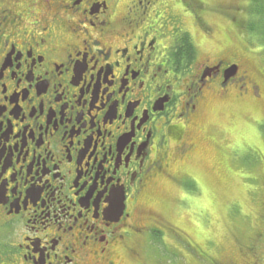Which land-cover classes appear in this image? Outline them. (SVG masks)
<instances>
[{
	"label": "flooded vegetation",
	"instance_id": "flooded-vegetation-1",
	"mask_svg": "<svg viewBox=\"0 0 264 264\" xmlns=\"http://www.w3.org/2000/svg\"><path fill=\"white\" fill-rule=\"evenodd\" d=\"M248 13L204 0H0V264L139 263L163 231L183 239L146 200L164 180L182 194L197 179L186 166L202 141L264 170L263 59L208 48L222 43L210 18L247 25ZM213 101L249 112L254 131L219 145L215 125L202 129ZM260 205L240 258L219 248L216 264H264Z\"/></svg>",
	"mask_w": 264,
	"mask_h": 264
},
{
	"label": "rangeland",
	"instance_id": "rangeland-1",
	"mask_svg": "<svg viewBox=\"0 0 264 264\" xmlns=\"http://www.w3.org/2000/svg\"><path fill=\"white\" fill-rule=\"evenodd\" d=\"M204 1L216 8L235 6L237 3L247 6L251 0ZM209 20L215 25L214 34L217 38L221 37L219 41L222 43H209L208 48L244 55L248 53L252 58L246 57L251 58L256 66L260 65V59H263V64L264 49L253 36L242 31L243 27L240 29L221 19ZM197 35L204 40L201 33ZM248 49L257 53L251 54ZM238 110L231 104L222 106L213 101L202 129L207 131L209 125H215L213 138L217 139L218 136L219 145L223 144L221 138L228 135L227 131L240 142V138L251 134L256 125L249 118V112ZM195 133L198 137L208 139L199 130ZM214 143L202 141V151L189 161L186 170L197 179L186 178L181 184L182 194L175 183L164 180L154 191L153 197L145 199L149 208L162 213L166 219L174 221L176 226H183L187 236L181 239L168 234L169 231H163V237L156 241L155 246L143 250V262L138 263L135 253H124L125 264H216L219 248L223 249L227 257L240 258L237 238H243L242 232L249 229L244 224L246 216L252 215L254 218L259 205H262L261 209L263 207L261 179L264 170L254 165L259 164V160L252 154H233L231 160ZM176 196L181 202H178L180 199L176 200Z\"/></svg>",
	"mask_w": 264,
	"mask_h": 264
},
{
	"label": "trees",
	"instance_id": "trees-1",
	"mask_svg": "<svg viewBox=\"0 0 264 264\" xmlns=\"http://www.w3.org/2000/svg\"><path fill=\"white\" fill-rule=\"evenodd\" d=\"M258 3H260V5ZM247 10L249 12L247 25L242 22L238 27L240 29L243 27L242 31H244V33L246 31L253 36L257 43L264 49V0L249 1Z\"/></svg>",
	"mask_w": 264,
	"mask_h": 264
}]
</instances>
